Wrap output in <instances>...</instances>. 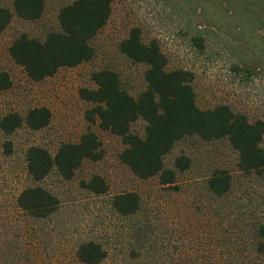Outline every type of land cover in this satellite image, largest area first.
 Returning <instances> with one entry per match:
<instances>
[{
	"label": "rangeland",
	"instance_id": "374dc122",
	"mask_svg": "<svg viewBox=\"0 0 264 264\" xmlns=\"http://www.w3.org/2000/svg\"><path fill=\"white\" fill-rule=\"evenodd\" d=\"M66 1L44 0L39 18L13 15L0 32V69L11 80L8 88L0 89V115L32 105L50 110L43 128L20 126L9 134L0 130V264H84L75 258L74 249L86 238L99 240L107 250L97 264H264V253L255 252L250 230L261 217L264 179L234 171L235 152L224 139L178 140L165 155V163L180 152L191 162L177 175L174 189L160 185L156 176L136 178L117 158L119 137L91 125L100 139L102 157L84 160L70 179L51 172L38 182L59 197L54 211L36 219L16 205L19 190L32 184L25 170V148L38 144L53 152L58 141L76 140L85 129L83 110L88 103L77 89L93 85L90 70L111 67L129 92L142 88L144 65L130 62L116 47L132 25L140 27L143 40H158L167 67L193 73L199 107L228 101L249 118L264 119V0H112L107 21L92 40L93 56L32 81L9 57L7 44L20 31L38 36L45 26L55 25L56 9ZM0 3L10 5L9 0ZM193 35L203 38L201 49L192 42ZM232 63L246 64L251 72L234 74ZM142 124L139 119L131 129L140 133ZM215 167L234 173L231 189L222 197H213L202 187ZM91 173L106 180V194L95 195L81 187L79 180ZM130 189L140 195V211L133 218L116 216L106 198ZM136 218H145L148 225L138 244L128 235V225Z\"/></svg>",
	"mask_w": 264,
	"mask_h": 264
},
{
	"label": "trees",
	"instance_id": "16d2710c",
	"mask_svg": "<svg viewBox=\"0 0 264 264\" xmlns=\"http://www.w3.org/2000/svg\"><path fill=\"white\" fill-rule=\"evenodd\" d=\"M111 2L67 0L56 9L55 25L45 26L41 35L25 31L14 35L6 47L9 57L32 81L51 76L60 67H74L89 60L94 54L92 40L106 23ZM9 3H0V32L13 15L35 20L44 9V0H9ZM191 40L199 49L203 47L201 35H193ZM116 47L130 62L144 65L142 88L136 93L129 92L118 72L108 66L89 71L93 85L77 89L78 96L88 103L83 110L86 126L77 139L58 141L53 152L38 144H30L24 150L25 170L32 184L22 187L15 197L21 210L36 219L50 215L59 204V197L38 182L51 172L61 179H70L84 160L102 157L100 139L91 125L119 137L122 146L117 158L136 178L156 176L157 182L166 188H177V175L190 166V157L182 152L173 155L170 164L164 161L173 145L186 136L202 142L226 140L235 152L233 170L242 177L264 179L262 117L249 118L228 101L199 107L192 86L193 73L182 67H167V57L158 40L155 37L143 40L137 25L129 27ZM230 69L234 74L251 72L246 64L232 63ZM10 84L7 71L0 69V89ZM49 118L50 110L45 105L28 106L23 111L10 109L0 115V130L5 134L20 126L38 130L47 125ZM139 119L143 122L140 133L131 129V124ZM7 145L8 141L6 150ZM233 174L215 167L204 177L202 187L213 197L227 195ZM79 183L95 195L106 194L108 190V183L98 173H91ZM106 202L119 217L133 218L141 209L140 195L131 189L111 193ZM261 204V217L250 227L256 253H264V195ZM133 220L128 225V235L130 242L138 244L146 236L148 225L145 218ZM106 255V248L94 238L82 239L74 249L75 258L84 264H97Z\"/></svg>",
	"mask_w": 264,
	"mask_h": 264
}]
</instances>
